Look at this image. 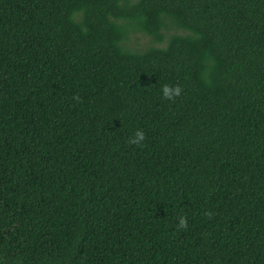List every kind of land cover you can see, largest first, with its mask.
Segmentation results:
<instances>
[{"label":"trees","instance_id":"16d2710c","mask_svg":"<svg viewBox=\"0 0 264 264\" xmlns=\"http://www.w3.org/2000/svg\"><path fill=\"white\" fill-rule=\"evenodd\" d=\"M0 264H264V0H0Z\"/></svg>","mask_w":264,"mask_h":264},{"label":"clouds","instance_id":"9594fccd","mask_svg":"<svg viewBox=\"0 0 264 264\" xmlns=\"http://www.w3.org/2000/svg\"><path fill=\"white\" fill-rule=\"evenodd\" d=\"M181 91L182 89L178 85L175 87H172L169 85L162 86L163 97L167 100H173L175 97H178L181 94ZM74 99H76V97H74ZM144 139H145V133L143 132V130H139L135 133V138L131 139L129 143L134 144V145H140ZM205 215L210 217L211 213L206 212ZM178 227L180 229L187 228V218L186 217L184 216L180 217Z\"/></svg>","mask_w":264,"mask_h":264},{"label":"rangeland","instance_id":"374dc122","mask_svg":"<svg viewBox=\"0 0 264 264\" xmlns=\"http://www.w3.org/2000/svg\"><path fill=\"white\" fill-rule=\"evenodd\" d=\"M145 41H146L145 39H142V40H141V41H139V42H141V43H142V42H143V43H145Z\"/></svg>","mask_w":264,"mask_h":264},{"label":"bare ground","instance_id":"6f19581e","mask_svg":"<svg viewBox=\"0 0 264 264\" xmlns=\"http://www.w3.org/2000/svg\"><path fill=\"white\" fill-rule=\"evenodd\" d=\"M129 42V41H128ZM128 45V44H127ZM136 50V49H135Z\"/></svg>","mask_w":264,"mask_h":264}]
</instances>
